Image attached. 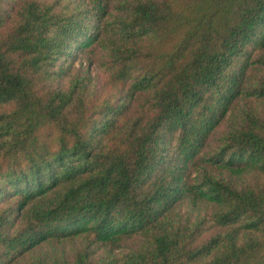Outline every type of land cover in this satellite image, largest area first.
I'll return each mask as SVG.
<instances>
[{
  "label": "trees",
  "instance_id": "1",
  "mask_svg": "<svg viewBox=\"0 0 264 264\" xmlns=\"http://www.w3.org/2000/svg\"><path fill=\"white\" fill-rule=\"evenodd\" d=\"M0 264H264V0H0Z\"/></svg>",
  "mask_w": 264,
  "mask_h": 264
},
{
  "label": "rangeland",
  "instance_id": "2",
  "mask_svg": "<svg viewBox=\"0 0 264 264\" xmlns=\"http://www.w3.org/2000/svg\"><path fill=\"white\" fill-rule=\"evenodd\" d=\"M8 27H9V25L6 26V27H3V28H2V31L5 30V29L8 28ZM78 55H79V54H78ZM81 64H82L83 66L86 64V60L83 59L82 57H79V58L76 59V60L74 61V63H73L74 68H78ZM90 68H91V74L95 76L94 78H96L97 75H98V73H99V70H98V68H97L96 63L91 64V65H90ZM223 127H224V124H220V125L216 128V130L211 134L210 139H209V142H208V147H213V146L215 145V143H216V139H217V137H218V135H219V132L223 129ZM79 241H80V236L76 237L74 240L67 241L65 245H66V247H67L68 249H69V248H70V249H73V248H76V247L79 245V243H80Z\"/></svg>",
  "mask_w": 264,
  "mask_h": 264
}]
</instances>
